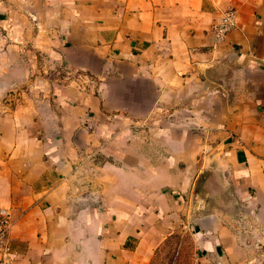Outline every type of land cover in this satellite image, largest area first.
Listing matches in <instances>:
<instances>
[{"label": "crops", "instance_id": "0c3cea01", "mask_svg": "<svg viewBox=\"0 0 264 264\" xmlns=\"http://www.w3.org/2000/svg\"><path fill=\"white\" fill-rule=\"evenodd\" d=\"M0 6L31 43L1 54L66 69L33 78L44 91L30 113L0 115L13 264H148L187 226L200 264H264V0ZM229 7L237 25L218 41ZM28 128L30 156L18 150Z\"/></svg>", "mask_w": 264, "mask_h": 264}, {"label": "rangeland", "instance_id": "374dc122", "mask_svg": "<svg viewBox=\"0 0 264 264\" xmlns=\"http://www.w3.org/2000/svg\"><path fill=\"white\" fill-rule=\"evenodd\" d=\"M8 13L5 6H0V48L4 49L8 45L13 43L20 44L21 46H30V38H24L20 36V33L10 34L7 30H10V26L15 23V21L9 20V18H4L3 16ZM4 14V15H3ZM9 20V21H8ZM19 27L21 23H18ZM27 44V45H26ZM1 59L9 61L10 59L14 61L12 66L10 64H4L3 70H0V115L8 114L12 110H24L30 113V97H36L38 93H42L44 90L40 86H32L33 78L36 76H41L47 74V76L53 77H63L66 74V69L62 64H56L51 62V57L47 54H19V56L12 55L9 51L8 53H0ZM18 61V65H16ZM32 64H35L34 74H32ZM12 82V84H10ZM48 92L50 89L54 91L55 86H47ZM55 104V102H53ZM34 104L33 102L31 103ZM19 121L28 122L25 116L18 118ZM19 123V125L22 124ZM28 132L24 131L20 135V141L18 143V150L21 151L22 148L30 156V128L27 129ZM17 177H23L28 175L30 177V168L22 164L19 161L17 164ZM6 170V169H4ZM1 172V170H0ZM6 175L2 174L1 177ZM192 227H180L178 230L168 236L164 242L155 250L152 254L148 264H200L198 259L201 255L196 250L194 242L192 240ZM133 240L130 241L133 245Z\"/></svg>", "mask_w": 264, "mask_h": 264}, {"label": "built area", "instance_id": "2783aa9c", "mask_svg": "<svg viewBox=\"0 0 264 264\" xmlns=\"http://www.w3.org/2000/svg\"><path fill=\"white\" fill-rule=\"evenodd\" d=\"M237 11L234 7L227 8L220 20L213 25V32L218 41L224 40L226 36L235 29L237 25ZM12 226V214L6 207L0 208V264H13L15 254L10 229Z\"/></svg>", "mask_w": 264, "mask_h": 264}]
</instances>
